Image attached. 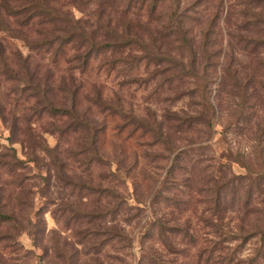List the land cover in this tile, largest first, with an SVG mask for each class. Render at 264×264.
I'll use <instances>...</instances> for the list:
<instances>
[{"label": "rangeland", "instance_id": "1", "mask_svg": "<svg viewBox=\"0 0 264 264\" xmlns=\"http://www.w3.org/2000/svg\"><path fill=\"white\" fill-rule=\"evenodd\" d=\"M0 264H264V0H0Z\"/></svg>", "mask_w": 264, "mask_h": 264}, {"label": "trees", "instance_id": "2", "mask_svg": "<svg viewBox=\"0 0 264 264\" xmlns=\"http://www.w3.org/2000/svg\"><path fill=\"white\" fill-rule=\"evenodd\" d=\"M38 10V14L39 15H41V16H43V15H47V16H50L51 15V13H49L46 9H44L43 7H38L37 5H36V7H35V10ZM1 25H2V23H1Z\"/></svg>", "mask_w": 264, "mask_h": 264}]
</instances>
